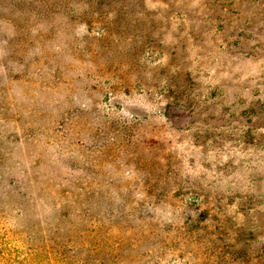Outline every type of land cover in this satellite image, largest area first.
<instances>
[{"label":"rangeland","instance_id":"obj_1","mask_svg":"<svg viewBox=\"0 0 264 264\" xmlns=\"http://www.w3.org/2000/svg\"><path fill=\"white\" fill-rule=\"evenodd\" d=\"M0 264H264V0H0Z\"/></svg>","mask_w":264,"mask_h":264}]
</instances>
